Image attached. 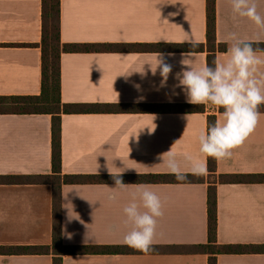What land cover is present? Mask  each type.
<instances>
[{
  "label": "crops",
  "instance_id": "0c3cea01",
  "mask_svg": "<svg viewBox=\"0 0 264 264\" xmlns=\"http://www.w3.org/2000/svg\"><path fill=\"white\" fill-rule=\"evenodd\" d=\"M255 2L264 16V0ZM60 9L63 44L111 46L62 54V102L190 104L176 86V73L184 67L180 61L185 57L193 66L206 64L207 49L180 52L165 46L190 41L206 46V0H60ZM231 32L264 44V29L247 18L233 19L229 0H216V40L226 46L216 53V61L228 58L224 41ZM41 39L42 0H0V96L41 93ZM160 45L164 47L159 49ZM256 53L264 58V50ZM158 55L172 66L164 86L159 69L155 75L151 70ZM261 73L264 65L258 69V78ZM259 112L255 131L245 143L233 150L230 159L217 161V175L264 174V111ZM211 114H216L217 120L221 117L210 105L204 113L63 115L62 172L112 175L110 169L119 175L170 174L159 157L171 148L178 154L205 159L198 151V134ZM51 122L49 115H0V177L52 173ZM206 167L208 176L207 158ZM126 185L132 186L120 191L114 189L115 183L63 185V244L127 246L123 236L130 226L125 223L123 207L136 191V184ZM144 185L150 186L164 204L152 246L207 243V182ZM216 187L218 242L264 244V183H218ZM52 231L51 185L0 183V246H48ZM0 264H53V258L0 255ZM63 264H208V256L67 255ZM218 264H264V254H221Z\"/></svg>",
  "mask_w": 264,
  "mask_h": 264
},
{
  "label": "trees",
  "instance_id": "16d2710c",
  "mask_svg": "<svg viewBox=\"0 0 264 264\" xmlns=\"http://www.w3.org/2000/svg\"><path fill=\"white\" fill-rule=\"evenodd\" d=\"M60 0H42L41 93L33 96H0V115H49L51 116L52 173L50 175L0 177V183L46 184L52 186L53 231L52 243L48 246H0V255H52L53 264H63L67 255H118L145 254L129 246L64 245L61 228V189L66 184H110L113 175H64L62 172L61 121L63 115L87 113H204L206 105L193 104H69L61 97V56L63 53L88 52L109 49L108 45H68L61 42ZM207 43L165 46L180 52H200L205 48L206 64L214 66L216 53L226 46L216 40V0H206ZM162 49L164 46H157ZM256 51L264 50V44L255 43ZM211 108H215L209 104ZM220 113L222 109L218 110ZM264 111V105L259 106ZM217 120L216 114L207 118V125ZM208 176L188 175L187 181L178 182L172 174L119 175L122 181L131 184L208 183L207 217L208 239L206 244L154 247L149 253L205 254L208 264H218L221 254H264V244L223 245L217 238V184L264 183V174H221L217 175V160L207 158ZM148 254V253H147Z\"/></svg>",
  "mask_w": 264,
  "mask_h": 264
},
{
  "label": "clouds",
  "instance_id": "9594fccd",
  "mask_svg": "<svg viewBox=\"0 0 264 264\" xmlns=\"http://www.w3.org/2000/svg\"><path fill=\"white\" fill-rule=\"evenodd\" d=\"M229 3L233 19L247 18L257 28L264 29V16L258 12L255 0H229ZM190 43L196 46L195 41ZM224 43L228 45L226 61L196 67L185 57L180 61L184 67L176 73V86L182 89L188 103L211 104L217 110L222 109L220 119L206 125L198 134V151L205 159L190 153L178 154L172 148L159 157L178 182L187 181L189 174L206 175L208 157L217 161L230 159L233 150L245 143L259 122V106L264 105V73L259 78L257 73L264 65V58L257 56L254 41L242 39L236 32L229 33ZM157 69L162 77L161 86H164L172 66L158 55L155 67L151 66L153 75ZM155 127L149 131H154ZM109 172L113 175L115 190L126 191L132 186L126 185L119 173L114 174L110 169ZM135 187L136 191L123 207L125 223L130 226L123 243L147 254L152 251L158 220L164 215V204L150 186L136 184Z\"/></svg>",
  "mask_w": 264,
  "mask_h": 264
}]
</instances>
